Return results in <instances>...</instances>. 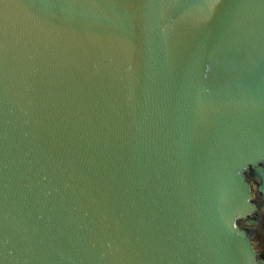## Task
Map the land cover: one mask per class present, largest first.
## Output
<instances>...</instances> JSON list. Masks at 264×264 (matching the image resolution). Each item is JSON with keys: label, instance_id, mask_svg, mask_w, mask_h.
<instances>
[{"label": "water", "instance_id": "obj_1", "mask_svg": "<svg viewBox=\"0 0 264 264\" xmlns=\"http://www.w3.org/2000/svg\"><path fill=\"white\" fill-rule=\"evenodd\" d=\"M264 0H0V264H264Z\"/></svg>", "mask_w": 264, "mask_h": 264}, {"label": "flooded vegetation", "instance_id": "obj_2", "mask_svg": "<svg viewBox=\"0 0 264 264\" xmlns=\"http://www.w3.org/2000/svg\"><path fill=\"white\" fill-rule=\"evenodd\" d=\"M258 250L264 255V242L258 246Z\"/></svg>", "mask_w": 264, "mask_h": 264}]
</instances>
